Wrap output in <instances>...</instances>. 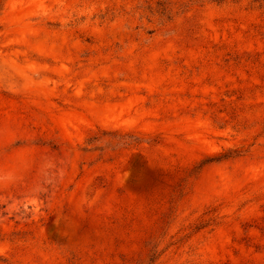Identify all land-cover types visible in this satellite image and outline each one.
Masks as SVG:
<instances>
[{
    "label": "rangeland",
    "instance_id": "1",
    "mask_svg": "<svg viewBox=\"0 0 264 264\" xmlns=\"http://www.w3.org/2000/svg\"><path fill=\"white\" fill-rule=\"evenodd\" d=\"M0 264H264V0H0Z\"/></svg>",
    "mask_w": 264,
    "mask_h": 264
}]
</instances>
